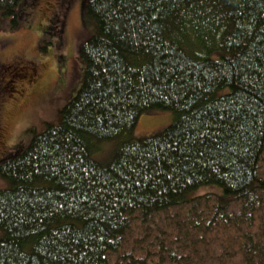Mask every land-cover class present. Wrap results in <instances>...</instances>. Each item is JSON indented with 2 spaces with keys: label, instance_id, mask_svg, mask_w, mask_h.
<instances>
[{
  "label": "trees",
  "instance_id": "trees-1",
  "mask_svg": "<svg viewBox=\"0 0 264 264\" xmlns=\"http://www.w3.org/2000/svg\"><path fill=\"white\" fill-rule=\"evenodd\" d=\"M82 11L81 88L58 125L0 159V264H264V0ZM151 110L173 121L135 138Z\"/></svg>",
  "mask_w": 264,
  "mask_h": 264
},
{
  "label": "rangeland",
  "instance_id": "rangeland-1",
  "mask_svg": "<svg viewBox=\"0 0 264 264\" xmlns=\"http://www.w3.org/2000/svg\"><path fill=\"white\" fill-rule=\"evenodd\" d=\"M87 1L21 0L14 16L0 14V159L28 146L31 128L41 133L46 124L58 125L62 107L81 88L84 65L78 51L94 33L82 11ZM140 116L137 139L160 133L174 118L162 110ZM119 142H100L93 158L107 163ZM1 188H9L3 177Z\"/></svg>",
  "mask_w": 264,
  "mask_h": 264
}]
</instances>
